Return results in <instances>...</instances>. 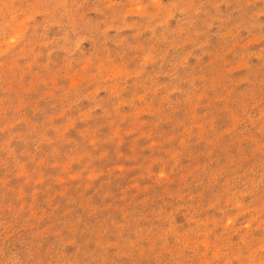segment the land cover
<instances>
[{
  "label": "rangeland",
  "instance_id": "rangeland-1",
  "mask_svg": "<svg viewBox=\"0 0 264 264\" xmlns=\"http://www.w3.org/2000/svg\"><path fill=\"white\" fill-rule=\"evenodd\" d=\"M0 264H264V0H0Z\"/></svg>",
  "mask_w": 264,
  "mask_h": 264
}]
</instances>
